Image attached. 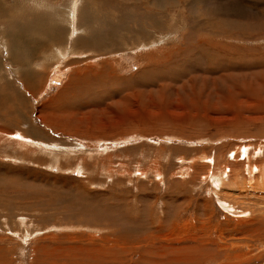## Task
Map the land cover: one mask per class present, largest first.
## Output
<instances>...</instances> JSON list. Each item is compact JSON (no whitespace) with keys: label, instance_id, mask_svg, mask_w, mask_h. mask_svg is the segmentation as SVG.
<instances>
[{"label":"rangeland","instance_id":"1","mask_svg":"<svg viewBox=\"0 0 264 264\" xmlns=\"http://www.w3.org/2000/svg\"><path fill=\"white\" fill-rule=\"evenodd\" d=\"M263 12L0 0V264H264Z\"/></svg>","mask_w":264,"mask_h":264},{"label":"bare ground","instance_id":"2","mask_svg":"<svg viewBox=\"0 0 264 264\" xmlns=\"http://www.w3.org/2000/svg\"><path fill=\"white\" fill-rule=\"evenodd\" d=\"M234 8V7H233ZM227 11V10H226ZM233 11V10H232ZM264 13V12H263ZM263 17V16H262ZM226 27V26H225ZM263 27V26H262ZM222 29H223V27H222ZM226 29V28H225ZM229 30H231L232 31V29H230L229 28ZM229 32V31H228ZM230 33V32H229ZM228 37V36H227ZM232 37H234V36H232ZM49 38V37H48ZM40 42V41H39ZM30 46V45H29ZM33 47H32V51H37L38 49L37 48H39V47H41L42 46V44L41 43H38V44H36L35 46L34 45H32ZM33 56V55H32ZM32 56H30V57H32ZM231 58V56L229 55V52H227V51H223L222 53H221V55H220V57L218 58V59H214L213 58V56L210 58V61H213L214 60V64H216V65H218L219 67H215V68H217V69H219L220 67H224V65H223V59H227V60H229ZM211 63V62H210ZM226 65H227V63H226ZM226 68V67H225ZM224 68V69H225ZM35 72V71H34ZM27 73V72H26ZM25 73V74H26ZM34 75V79H30L31 78V76H33ZM35 77H36V79H40L42 76L41 75H35L33 72L32 73H27L26 75H25V77H24V81H26V85L27 86H32V85H35V83L37 82L36 81V79H35ZM29 78V79H28ZM33 78V77H32ZM24 137V136H23ZM22 138V137H21ZM25 138V140H29L28 142H30V140H31V138H26V137H24ZM34 141V140H33ZM31 142H32V140H31Z\"/></svg>","mask_w":264,"mask_h":264},{"label":"crops","instance_id":"3","mask_svg":"<svg viewBox=\"0 0 264 264\" xmlns=\"http://www.w3.org/2000/svg\"><path fill=\"white\" fill-rule=\"evenodd\" d=\"M47 1V0H46ZM5 6H9V4L8 3H3ZM6 13V12H5ZM0 18H2V17H0ZM3 19V18H2Z\"/></svg>","mask_w":264,"mask_h":264}]
</instances>
